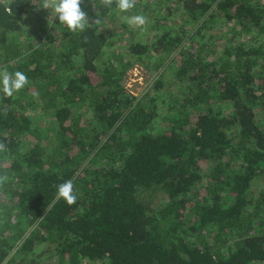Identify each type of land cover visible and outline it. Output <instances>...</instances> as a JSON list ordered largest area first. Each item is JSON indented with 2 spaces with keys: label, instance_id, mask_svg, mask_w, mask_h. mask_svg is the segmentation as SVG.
<instances>
[{
  "label": "trees",
  "instance_id": "1",
  "mask_svg": "<svg viewBox=\"0 0 264 264\" xmlns=\"http://www.w3.org/2000/svg\"><path fill=\"white\" fill-rule=\"evenodd\" d=\"M81 8L72 32L0 0V69L29 81L0 92V264H264V0H138L135 30Z\"/></svg>",
  "mask_w": 264,
  "mask_h": 264
},
{
  "label": "clouds",
  "instance_id": "2",
  "mask_svg": "<svg viewBox=\"0 0 264 264\" xmlns=\"http://www.w3.org/2000/svg\"><path fill=\"white\" fill-rule=\"evenodd\" d=\"M105 7L116 9L125 15V22L135 28H143L149 23L148 17L143 13H135L138 0H100ZM83 0H43L45 9L51 8L55 12L57 19L72 32H82L89 24L88 13L81 8ZM28 77L21 71L9 72L6 68L0 69V92L6 97H12L28 84ZM6 150L3 142H0V151ZM57 199H61L69 206L77 203L78 193L75 190L74 181L66 179L56 189Z\"/></svg>",
  "mask_w": 264,
  "mask_h": 264
},
{
  "label": "rangeland",
  "instance_id": "3",
  "mask_svg": "<svg viewBox=\"0 0 264 264\" xmlns=\"http://www.w3.org/2000/svg\"><path fill=\"white\" fill-rule=\"evenodd\" d=\"M128 28L131 30H135V27H131L128 25ZM138 66H135L131 68L126 75L125 78V85L131 93L135 96H140L142 93H144L148 89V85H150L151 81L157 76V72L151 71L148 72L143 68H137ZM140 74V75H139ZM41 264H54L52 260H50L48 257L42 258ZM82 264H93L88 262H83Z\"/></svg>",
  "mask_w": 264,
  "mask_h": 264
},
{
  "label": "water",
  "instance_id": "4",
  "mask_svg": "<svg viewBox=\"0 0 264 264\" xmlns=\"http://www.w3.org/2000/svg\"><path fill=\"white\" fill-rule=\"evenodd\" d=\"M135 66H138V67H137L138 69H139V68H142V67H141L140 65H138V64L135 65ZM135 66H133V67H135ZM133 67H132V68H133ZM143 69H144V68H143ZM139 75H140V74H139ZM128 89H129V88H128ZM130 90H131V89H130Z\"/></svg>",
  "mask_w": 264,
  "mask_h": 264
}]
</instances>
